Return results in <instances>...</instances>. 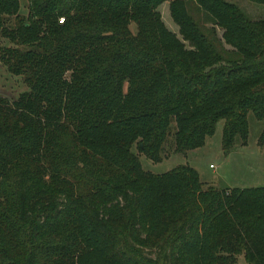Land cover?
I'll return each mask as SVG.
<instances>
[{
    "label": "trees",
    "instance_id": "16d2710c",
    "mask_svg": "<svg viewBox=\"0 0 264 264\" xmlns=\"http://www.w3.org/2000/svg\"><path fill=\"white\" fill-rule=\"evenodd\" d=\"M164 1L0 0V60L27 86L0 95V264H264V186L138 154L197 147L220 119L225 147L246 141L247 113L264 119V16L169 0L179 36Z\"/></svg>",
    "mask_w": 264,
    "mask_h": 264
},
{
    "label": "rangeland",
    "instance_id": "374dc122",
    "mask_svg": "<svg viewBox=\"0 0 264 264\" xmlns=\"http://www.w3.org/2000/svg\"><path fill=\"white\" fill-rule=\"evenodd\" d=\"M238 4L250 18L264 16V4L252 0H229ZM26 0H21V10L25 11ZM192 13L197 14V9L191 3ZM24 8V9H23ZM158 9L165 25L178 35V25L172 19L169 9V0L162 2ZM198 16L203 20V14ZM130 27L135 30V23ZM221 34V29L218 28ZM180 36V35H179ZM230 47L229 45H226ZM27 89L21 75L13 74L0 60V95L14 99L21 91ZM248 136L245 142L240 137L230 147H225L222 142L223 120L220 119L213 133L207 135L204 142L185 152L173 151V142L169 145L166 156L160 161H154L145 154L139 153L135 146L133 150L138 152L143 168L153 172H163L178 164H188L199 174L200 179L206 185L217 188L232 187H257L264 186V141H260V133L264 125V119H258L253 112L247 113ZM235 264H246L242 253L237 255Z\"/></svg>",
    "mask_w": 264,
    "mask_h": 264
},
{
    "label": "built area",
    "instance_id": "2783aa9c",
    "mask_svg": "<svg viewBox=\"0 0 264 264\" xmlns=\"http://www.w3.org/2000/svg\"><path fill=\"white\" fill-rule=\"evenodd\" d=\"M62 20V18H60V20L59 21H61Z\"/></svg>",
    "mask_w": 264,
    "mask_h": 264
}]
</instances>
